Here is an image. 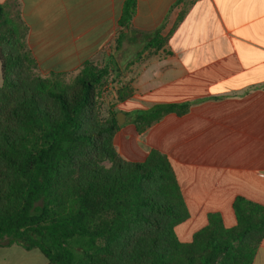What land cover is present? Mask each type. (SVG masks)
Masks as SVG:
<instances>
[{"label":"trees","instance_id":"obj_1","mask_svg":"<svg viewBox=\"0 0 264 264\" xmlns=\"http://www.w3.org/2000/svg\"><path fill=\"white\" fill-rule=\"evenodd\" d=\"M17 6L15 0L0 5L1 97L20 67L37 66L20 10L12 17ZM136 10L137 0L125 1L118 40ZM169 37L157 35L150 47L161 50ZM111 75L110 67L86 63L71 84L51 73L34 90L12 92L10 103L0 106V248L36 249L49 264H253L264 240V205L244 197L233 202L236 226L227 228L221 213L212 212L192 241H179L174 229L189 212L171 162L158 150L142 162L122 159L114 144L117 112L111 110L104 123L97 118L99 91ZM117 94L124 102L134 90L122 86ZM189 109L157 104L133 114L132 121L142 133ZM97 158L111 168L99 166ZM81 164L80 177L67 187V174Z\"/></svg>","mask_w":264,"mask_h":264},{"label":"crops","instance_id":"obj_2","mask_svg":"<svg viewBox=\"0 0 264 264\" xmlns=\"http://www.w3.org/2000/svg\"><path fill=\"white\" fill-rule=\"evenodd\" d=\"M15 1L43 75L78 74L91 63L130 81L132 98L115 105L124 115L115 148L130 162L151 150L167 156L189 212L175 228L181 242L192 241L212 212L236 226L237 197L264 205V0H137L120 40L126 0ZM157 35L170 36L158 51L150 47ZM157 104L190 109L139 133L133 114ZM34 252L1 247L0 264H49ZM253 264H264V240Z\"/></svg>","mask_w":264,"mask_h":264},{"label":"rangeland","instance_id":"obj_3","mask_svg":"<svg viewBox=\"0 0 264 264\" xmlns=\"http://www.w3.org/2000/svg\"><path fill=\"white\" fill-rule=\"evenodd\" d=\"M19 10V7L12 8V17H15V12L17 9ZM16 18V17H15ZM112 75L109 76L106 80V84L100 89L99 91V110L97 113V118L100 121V123H104L110 114V111H117L115 108V105L117 103L118 99V91L121 89L120 85L123 84L122 86H129L130 81L129 80H123L121 79V75L119 73H116L115 71H112ZM77 73H72V74H64L61 77H57L61 82H63L66 85H69L72 83L73 79L76 77ZM49 75H43L39 68L37 66L34 67H28V68H19L14 74H12V81H13V87H10L9 90L3 91L2 97L0 96V106L4 104L7 101V104L10 103L11 101V93L16 91L20 92L21 90L26 89H35L36 84L41 80L43 77H48ZM123 78V77H122ZM17 85V87H15ZM5 92V93H4ZM42 102L49 108L52 109L54 108V105L47 100L46 98L42 97L41 98ZM119 114H122L121 112L117 113V116ZM1 121V120H0ZM7 125L11 127L17 128L18 125L7 121ZM83 160V159H82ZM97 164L101 167H105L106 169L111 168L112 164L109 161L97 158ZM85 165L80 166L79 169H73L70 170L69 173L67 174L68 180H66V185L67 187H70L72 181L78 179L81 174V170L84 169ZM176 228V227H175ZM175 230V229H174ZM176 234V233H175ZM177 236V235H176ZM178 238V237H177ZM180 241V240H179ZM181 242V241H180ZM184 243V242H182ZM187 243V242H186ZM34 253H39L40 255L41 252L39 250L35 249ZM44 257V256H43ZM17 258V256H16ZM46 259V258H45ZM26 264L25 262H23Z\"/></svg>","mask_w":264,"mask_h":264},{"label":"water","instance_id":"obj_4","mask_svg":"<svg viewBox=\"0 0 264 264\" xmlns=\"http://www.w3.org/2000/svg\"><path fill=\"white\" fill-rule=\"evenodd\" d=\"M123 117H124L123 114H119V115L117 116V121H118V124H119V125L123 124Z\"/></svg>","mask_w":264,"mask_h":264}]
</instances>
